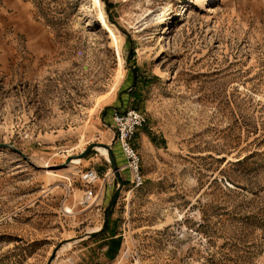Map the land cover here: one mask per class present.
I'll use <instances>...</instances> for the list:
<instances>
[{
  "label": "rangeland",
  "instance_id": "374dc122",
  "mask_svg": "<svg viewBox=\"0 0 264 264\" xmlns=\"http://www.w3.org/2000/svg\"><path fill=\"white\" fill-rule=\"evenodd\" d=\"M100 1L119 49L94 0H0V264H264V0ZM113 109L147 117L143 182L112 149L110 231L80 239L116 188Z\"/></svg>",
  "mask_w": 264,
  "mask_h": 264
},
{
  "label": "built area",
  "instance_id": "2783aa9c",
  "mask_svg": "<svg viewBox=\"0 0 264 264\" xmlns=\"http://www.w3.org/2000/svg\"><path fill=\"white\" fill-rule=\"evenodd\" d=\"M111 119L114 143L118 144L125 158L124 167L130 174L132 188H138L143 182V176L141 174V157L134 146L133 140L137 131L146 124L147 117L136 109H113ZM107 174L102 178L101 186L103 188L105 186L109 188L111 184L114 186V178L107 179ZM80 176L81 181L86 186L82 203L94 202L97 196L92 193L90 187L100 179L99 174L96 170L87 169Z\"/></svg>",
  "mask_w": 264,
  "mask_h": 264
},
{
  "label": "water",
  "instance_id": "95a60500",
  "mask_svg": "<svg viewBox=\"0 0 264 264\" xmlns=\"http://www.w3.org/2000/svg\"><path fill=\"white\" fill-rule=\"evenodd\" d=\"M102 145L108 151V157H109V161L111 164V168H112L114 175H115V178H116V188H115V190L112 194V197H111V199H110V201H109V203L105 209L104 219H103L101 227L97 230H92V231L86 232L80 239L92 238L94 236H97L107 227L111 212H112V210H113V208L117 202L118 196L120 194V191H121V188L123 185V180H122L120 172H119L120 168L117 166L116 159H115L114 153L112 151V147L110 145H105V144H102ZM92 148H93L92 146H89L88 148H86L83 152H81V154L78 156V158L84 157V155L86 153H88L89 150H91ZM70 160H71L70 158H67L66 162H69ZM53 256H54V252L52 254V257Z\"/></svg>",
  "mask_w": 264,
  "mask_h": 264
},
{
  "label": "bare ground",
  "instance_id": "6f19581e",
  "mask_svg": "<svg viewBox=\"0 0 264 264\" xmlns=\"http://www.w3.org/2000/svg\"><path fill=\"white\" fill-rule=\"evenodd\" d=\"M95 4H97L100 8V20H101V26L102 29L108 34L109 38L112 40V43L116 46L117 49L120 48V40L118 35L115 32L114 27L106 20L104 11L101 8V1L100 0H94ZM170 8L168 6L164 7L161 11H160V16L158 15V22H161L162 20H165L167 16L170 15ZM165 32V27L161 26V28H159L158 31V35L163 34ZM119 66H122V59H119ZM98 147V146H97ZM96 147V148H97ZM104 148V147H103ZM107 149L104 148L103 151H106ZM108 153V151H107ZM72 159H77L80 160L78 158L73 157ZM109 159V158H108ZM75 161V160H73ZM72 162V161H71ZM99 229V228H98ZM68 243V242H67Z\"/></svg>",
  "mask_w": 264,
  "mask_h": 264
},
{
  "label": "trees",
  "instance_id": "16d2710c",
  "mask_svg": "<svg viewBox=\"0 0 264 264\" xmlns=\"http://www.w3.org/2000/svg\"><path fill=\"white\" fill-rule=\"evenodd\" d=\"M110 231V218H109V222H108V225L107 227L100 233L98 234L97 236H94L93 238H97V237H100V236H103L106 234V232ZM109 244L111 246H109L110 248L108 249V251L106 252L107 256H113L115 254V252L113 251H110L111 250H117V248L120 246V237H115V235H112L109 237Z\"/></svg>",
  "mask_w": 264,
  "mask_h": 264
},
{
  "label": "crops",
  "instance_id": "0c3cea01",
  "mask_svg": "<svg viewBox=\"0 0 264 264\" xmlns=\"http://www.w3.org/2000/svg\"><path fill=\"white\" fill-rule=\"evenodd\" d=\"M110 120H111V123H112L111 112H110ZM116 148H117V152L115 151ZM112 149H113V151H115L116 154H120V155H122V157H124L123 154H122V152L120 151V148H119L118 144L114 143V145L112 146ZM113 153H114V152H113ZM114 156H115V155H114ZM115 159H116V158H115ZM124 160H125V158H124ZM107 161H108V160H107ZM129 180H130V179H129Z\"/></svg>",
  "mask_w": 264,
  "mask_h": 264
}]
</instances>
